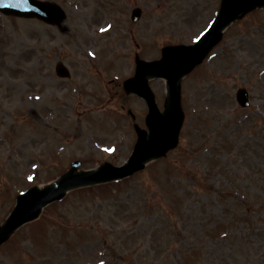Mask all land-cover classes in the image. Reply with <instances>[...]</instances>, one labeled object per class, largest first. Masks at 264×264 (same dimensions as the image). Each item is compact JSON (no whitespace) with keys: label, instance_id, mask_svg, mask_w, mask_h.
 I'll return each mask as SVG.
<instances>
[{"label":"rangeland","instance_id":"rangeland-1","mask_svg":"<svg viewBox=\"0 0 264 264\" xmlns=\"http://www.w3.org/2000/svg\"><path fill=\"white\" fill-rule=\"evenodd\" d=\"M54 1L61 27L0 13V224L21 191L69 173L72 161L78 171L122 163L148 111L123 80L163 46L196 41L222 3ZM57 60L70 77L56 74ZM178 82L177 142L130 177L45 207L0 245V264H264V7L231 21ZM148 83L164 110L165 79Z\"/></svg>","mask_w":264,"mask_h":264},{"label":"water","instance_id":"water-1","mask_svg":"<svg viewBox=\"0 0 264 264\" xmlns=\"http://www.w3.org/2000/svg\"><path fill=\"white\" fill-rule=\"evenodd\" d=\"M257 2L264 3V0H227L224 11L202 42L188 47L166 48L164 50L165 60L163 62L143 63L145 66L153 67L150 71L166 76L170 89L171 109L169 116L161 115L149 96V124L153 130L152 140L146 143L145 134L142 133V137L139 139L130 162L124 167H109L98 173L91 174H73L63 178L49 190H28L20 195L13 216L0 228V242L6 239L12 230L21 222L35 217L44 204L61 196L67 187L133 171L141 166L139 162L142 159L172 144L175 139L177 126V93L175 85L177 77L182 72L189 70L203 56L208 48L217 41L221 28L233 15L241 9L256 4ZM0 9L5 13L21 16H37L51 23H59L65 16L61 8L55 3L40 2L38 0H0ZM137 11L133 14L134 19L139 15V11ZM174 56H176L175 59H173ZM138 70L140 72L139 76L141 77L145 73L146 68L139 67ZM57 71L60 75L68 74L65 66L61 62L57 64ZM237 98L242 105L247 104V92L243 88L238 90Z\"/></svg>","mask_w":264,"mask_h":264},{"label":"bare ground","instance_id":"bare-ground-1","mask_svg":"<svg viewBox=\"0 0 264 264\" xmlns=\"http://www.w3.org/2000/svg\"><path fill=\"white\" fill-rule=\"evenodd\" d=\"M151 77V75H148V78Z\"/></svg>","mask_w":264,"mask_h":264}]
</instances>
